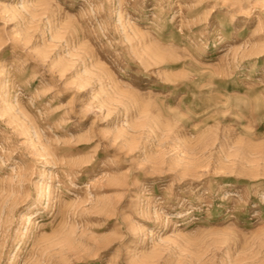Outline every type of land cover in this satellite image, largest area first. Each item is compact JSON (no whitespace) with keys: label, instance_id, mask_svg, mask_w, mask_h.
<instances>
[{"label":"rangeland","instance_id":"rangeland-1","mask_svg":"<svg viewBox=\"0 0 264 264\" xmlns=\"http://www.w3.org/2000/svg\"><path fill=\"white\" fill-rule=\"evenodd\" d=\"M0 264H264V0H0Z\"/></svg>","mask_w":264,"mask_h":264}]
</instances>
